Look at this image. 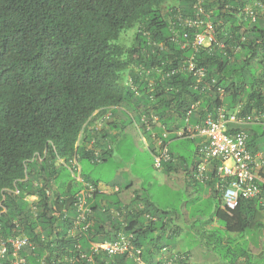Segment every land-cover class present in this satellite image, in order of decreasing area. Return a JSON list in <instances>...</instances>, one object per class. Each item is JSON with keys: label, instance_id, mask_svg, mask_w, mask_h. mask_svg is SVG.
<instances>
[{"label": "trees", "instance_id": "1", "mask_svg": "<svg viewBox=\"0 0 264 264\" xmlns=\"http://www.w3.org/2000/svg\"><path fill=\"white\" fill-rule=\"evenodd\" d=\"M171 1L0 0V236H28L31 245L21 251L25 264L137 261L130 252L110 256L90 250L91 241L116 240L120 231L133 233L132 250L141 249L144 264H166L173 256L168 240L180 236L183 228L175 223L186 219L175 208H160L151 192L134 191L123 203H109L97 191L90 200L92 226L80 238L68 234L69 219L54 214L56 207L60 209L61 196L71 212L74 197L82 188L75 178L74 163L79 165L82 158L105 161L113 149L111 131L117 124L111 123L103 131L92 129L96 111L130 105L147 130V122L155 118L166 130L180 118L179 126H183L193 105L203 119L221 105L233 111L240 106L242 119L264 112V14L255 22L241 15L255 0H207L204 6L215 25L216 41L199 47L193 46L197 30L182 23L183 18L194 15V0H176L168 6ZM134 28V40L126 45L123 34ZM184 31L190 32V38L183 48ZM191 58L205 70V76L198 77L188 69ZM238 129L244 128L229 124L230 132ZM117 130H125L123 122ZM259 130L252 135L249 132L248 144L254 151L264 135L262 125ZM158 136L169 145L171 156L162 162V170L170 174L185 169L186 175L198 182L195 175L202 153L195 157L193 149L189 162L185 151L170 148L169 139L177 138L176 134ZM182 137L192 143L195 139L188 133ZM93 139V145L103 151L98 155L90 147ZM152 151L156 155V148ZM216 167L215 161L207 184L217 205L205 230L214 236L209 226L217 219L227 234L239 235L235 240L229 236L228 243L219 237L217 245L233 248L236 243L243 245L242 237H247L249 229L264 224L258 218L264 204L259 198L241 199L235 209L223 208L221 191L216 188ZM85 181L96 188L100 184L99 180ZM131 186H121L115 193ZM16 187L20 194L14 193ZM261 188L264 191V184ZM48 192H53L54 202ZM27 194L40 196L35 203L37 213ZM111 206L123 208L122 215L113 216ZM64 214L61 212L62 217ZM171 223L175 226L170 227ZM195 231L200 235L201 231ZM253 251L254 247L250 252L247 245L239 253L235 251L229 263L246 264ZM177 256L175 261L190 264L189 253ZM221 256L227 258L228 254ZM9 258L3 264H10Z\"/></svg>", "mask_w": 264, "mask_h": 264}, {"label": "rangeland", "instance_id": "2", "mask_svg": "<svg viewBox=\"0 0 264 264\" xmlns=\"http://www.w3.org/2000/svg\"><path fill=\"white\" fill-rule=\"evenodd\" d=\"M175 1L169 2L168 6H171ZM136 32L137 28L126 31L122 37L123 43L130 45ZM124 106L126 107L116 109V117L123 116L125 130L121 131L119 135H112L113 149L107 160L92 161L89 158H82L79 161V171L82 172L83 178L99 180L102 189L108 187L109 191L113 190L117 184L122 187L132 184L125 191L111 194L109 199L111 201L121 200L123 203L133 195L134 191L141 194L148 191L151 192L155 203L160 208H175L179 214L183 215V219L188 218L193 222V229L192 224H182V234L179 237L170 238L168 241L171 249L175 252L191 249L194 264H230L229 260L235 258L234 252L239 253L240 249L250 244L254 247V251L250 254L249 262L246 264H264V224H256L257 227L249 229L247 237H245L246 235L242 237L243 245L238 246L236 243V247L233 248L217 245L219 237L227 239L228 236H231L235 240L239 238V235L237 237L236 234H227L219 226L212 227L214 236H210V233L207 234L205 227L208 219L215 212L216 199L214 197L206 198L204 194L209 193V189L204 184L195 185L188 181L184 172L166 174L162 168H156L155 156L152 151V148H156L152 139L155 130L145 131L136 109L133 110L130 105ZM136 119L141 128L135 121ZM109 120L111 121V119ZM110 121H103L102 124L105 127L111 123ZM98 123L100 122H97L96 125L102 128L103 125ZM246 129L251 135L255 131L253 125L247 126ZM181 141H171L170 148L176 151H185L188 155L186 157L191 162L194 143L191 140ZM259 144L264 156V135L259 137ZM258 218L264 223V212ZM169 226L174 227L175 224L171 223ZM194 229L201 231L200 235ZM239 241L241 242V238ZM215 245L217 248L214 249ZM224 254H228V257L223 258L221 255ZM128 264L144 263L130 260Z\"/></svg>", "mask_w": 264, "mask_h": 264}, {"label": "built area", "instance_id": "3", "mask_svg": "<svg viewBox=\"0 0 264 264\" xmlns=\"http://www.w3.org/2000/svg\"><path fill=\"white\" fill-rule=\"evenodd\" d=\"M206 1L194 0V15L182 19L184 27L197 30L193 37V46L196 47L211 46L216 41L215 25L210 19V12L204 6ZM262 14H264V0H255L241 10L243 18L251 22L257 21ZM173 32L174 35L178 36L177 30L174 29ZM183 35L185 41L181 45L184 48L189 44L190 32L184 31ZM188 69L198 77L205 76V70L197 67L193 58H191ZM174 72H168L167 74H173ZM221 95H224L223 91H221ZM194 106L188 112L187 122H189V116L193 112ZM239 109L240 107L233 111L228 109L226 105H221L215 114H207L199 124L192 126L188 123L184 129V132L190 136L199 135L205 138L202 160L196 173L198 179L204 180L206 178L208 167L213 161L217 160L220 162L218 172L223 177L222 180L225 181L227 179L228 182L224 187H221L223 185L219 186L223 192V204L227 208L237 207L241 199L259 196L261 194L260 184L263 182L261 175L263 164L259 154L252 151L248 145V132L244 129L229 131V124L246 122V119L239 117ZM262 119H264V112L257 118L258 121ZM184 132L182 131L181 133L183 134ZM170 159L169 146L162 143L159 153L155 156L156 166L161 167L163 161ZM97 191L98 189L93 184H86V187L77 195L75 200V215L73 217H70L69 214L63 216V218L70 219L69 235L76 237L88 232L92 224L89 219L92 212L89 199ZM19 192L18 189L15 190V193L18 194ZM34 199H36L35 196L31 197L30 200ZM133 238L134 235L132 233L119 234V238L113 241L91 242L90 250H92V253H98L102 250L110 256L130 252L137 261L142 262L140 257L141 249H136V253L132 250ZM27 245H31V241L24 234L0 236V261L10 254V264H25L26 258L21 251ZM82 256L88 257L86 254ZM87 259L92 260L91 256ZM172 263L173 260L168 262V264Z\"/></svg>", "mask_w": 264, "mask_h": 264}, {"label": "clouds", "instance_id": "4", "mask_svg": "<svg viewBox=\"0 0 264 264\" xmlns=\"http://www.w3.org/2000/svg\"><path fill=\"white\" fill-rule=\"evenodd\" d=\"M228 107V106H227ZM238 107H240V106H238ZM237 107V108H238ZM236 108V109H237ZM115 109H117V108H114V107H111V108H109V109H107L106 110V112H104V113H101V112H98V111H96L95 113H94V116H93V123L91 124V128L92 129H96V130H98V131H103L104 129H106V128H108L109 127V124L107 125V126H105L104 127V124H102L103 123V121H110L109 119H111V123L113 124L114 122H115V124H121V121H119V119H118V117H116V116H113V110H115ZM228 109H229V107H228ZM235 109V110H236ZM231 110V109H230ZM234 110V111H235ZM141 111H142V109H141ZM109 113V114H108ZM132 113V112H131ZM261 115H258V116H256L255 118L257 119V118H259ZM114 117V118H113ZM187 119V118H186ZM157 120L158 119H156L155 118V120L153 121V122H151V123H149V122H147L148 123V130H150V131H153V130H155V132L152 134V139H153V141H154V143L156 144V138H157V140L159 141V144H158V147H156V155L159 153V151H160V149H161V146H162V143H163V145H166L165 143H164V141H163V139L161 138V137H159L158 136V132L156 133V128L154 129V124L153 123H155L156 124V122H157ZM97 122H100L101 123V125H103L102 126V128H100L98 125H96L97 124ZM263 122H264V119H263ZM262 122V123H263ZM100 123H98V124H100ZM110 123V124H111ZM123 125H124V123H123ZM138 126L140 127V125L138 124ZM263 126H264V123H263ZM141 128V127H140ZM186 128V127H185ZM184 128V129H185ZM143 129L146 131L147 129H145L144 128V126H143ZM184 129H183V132H184ZM114 130V129H113ZM117 130V129H116ZM147 130V131H148ZM245 130V129H244ZM119 131V130H118ZM247 131V130H246ZM149 132V131H148ZM248 132V131H247ZM119 133H120V131H119ZM118 133V134H119ZM185 133V132H184ZM183 133V134H184ZM117 134V135H118ZM183 134H181V135H183ZM248 135H249V133H248ZM199 136V135H198ZM200 137H202V136H200ZM204 138V137H203ZM204 140H205V138H204ZM249 140V139H248ZM96 141H95V139H93L92 140V142H91V145H90V147L91 148H95V151H96V154L98 155V154H100V153H102L103 151L101 150V147L100 146H94L93 145V143H95ZM205 143V142H204ZM168 145V144H167ZM249 145V144H248ZM111 147H112V143H111V145H110ZM169 146V145H168ZM252 151H254L253 149H252ZM255 153H257V154H259V157H260V159H261V161H262V164H263V167H262V170H261V175H262V177H263V182H261V184H260V187H261V185L262 184H264V156L262 155V153L260 152V149L259 150H257V151H254ZM202 153V152H201ZM156 155H154V156H156ZM202 159V158H201ZM216 161V164H217V167H216V172H217V175H218V181H217V183H216V188L219 190V191H221V189H220V187L219 186H221V185H223V186H221V187H224V186H226L227 185V179L225 180V181H223L222 179H223V177L219 174V172H218V167L220 166V162L219 161H217V160H215ZM215 161H213L210 165H209V167H208V170H207V172H206V178L204 179V180H200V179H198L197 177H196V175H195V178H196V180L197 181H200L201 183H203V184H205V185H207L208 186V184H207V180H208V178H209V175H210V172L212 171V164L215 162ZM200 163H201V161H200ZM199 163V164H200ZM76 166H77V173H76V175H75V178L77 179V181L78 182H80L81 184H82V188L76 193V195H75V197H74V200H73V202H72V206H73V209H72V211L70 212V210H69V208H67V207H65V205L62 203V201L64 202V197H60V204H61V206H60V209H58L57 207H56V211H54V214L57 216V217H61V218H63L62 216H61V212H64L65 214L64 215H66V214H69V216L70 217H73L74 215H75V200H76V198H77V195L86 187V184H92V183H89L88 181H85V179L83 178V176L81 175V172L79 171V165H77V163L75 162L74 163ZM199 166V165H198ZM156 168H160V167H157L156 166ZM162 168V167H161ZM198 169V168H197ZM120 185H115L114 187H113V194L116 192V191H118L119 189H120ZM209 187V186H208ZM16 189H18L19 191H20V189L18 188V187H16L15 189H14V193H15V190ZM98 191L101 193V194H103L104 196H106L107 194V192L104 190V189H102V187H101V184H99V186H98ZM212 191V190H211ZM21 192H19L18 194H20ZM17 194V193H16ZM48 194L51 196V198H52V202H54L55 201V197L53 196V192H52V194L50 193V192H48ZM96 194V193H95ZM95 194H94V196H95ZM141 194V193H140ZM222 195H223V192L221 191V197H220V200H221V204H222V207L223 208H227V207H225V205L223 204V200H222ZM36 197V199H34V200H30L31 199V197ZM93 196V197H94ZM92 197V198H93ZM92 198H90L89 199V204H90V200H92ZM255 198H259V200L261 201V203H263L264 204V191L262 190V188H261V194L259 195V196H257V197H255ZM26 199L29 201V202H31V204H32V208H33V211L35 212V213H37V211H38V206H37V204H35L36 202H38L41 198H40V196L38 195V194H27L26 195ZM250 199H253V198H250ZM108 202L110 203L111 202V200H108ZM105 206V209L106 208H108V206L106 205V202H104L103 203ZM55 205V204H54ZM239 205V204H238ZM91 206V205H90ZM111 208V212H112V214H113V216H115V217H120L121 215H122V213H123V208H122V210H117L115 207H113V206H111L110 207ZM236 208V207H235ZM235 208H228V209H235ZM91 209H92V207H91ZM92 212H91V215H90V221L92 222V220H91V216H92ZM63 219H69V218H63ZM155 219V218H154ZM69 221H70V219H69ZM69 224H71V223H69ZM91 226H92V224H91ZM69 227H70V225H69ZM90 229V228H89ZM68 230H69V228H68ZM68 230H67V232H68ZM89 231V230H88ZM131 233V232H130ZM130 233H128V232H125V231H120L119 233H118V238H119V234H130ZM68 234H69V232H68ZM133 234V233H132ZM25 235V234H24ZM84 235H86V233H83V234H80V235H77L76 237L75 236H72L73 238H80L81 236H84ZM71 236V235H70ZM28 237V236H27ZM106 241V240H105ZM91 242H98V241H91ZM91 242H90V244L89 245H91ZM100 242H103V241H100ZM170 248V247H169ZM142 253V252H141ZM165 254H167L166 252L163 254V255H165ZM173 254V256H172V258L171 259H169L167 262H166V264H168V262L169 261H171V260H173V263L172 264H182L183 262H177V261H175L174 259H176V260H179L178 259V256H177V253H172ZM7 256H10V258L8 259L9 260V263H10V260H11V255L10 254H8ZM7 256L4 258V259H6L7 258ZM132 256V255H131ZM133 257V256H132ZM4 259H2L1 261H0V264H3V261H4ZM143 263V262H142ZM188 262H186L185 264H187ZM189 264V263H188Z\"/></svg>", "mask_w": 264, "mask_h": 264}, {"label": "crops", "instance_id": "5", "mask_svg": "<svg viewBox=\"0 0 264 264\" xmlns=\"http://www.w3.org/2000/svg\"><path fill=\"white\" fill-rule=\"evenodd\" d=\"M198 109V108H197ZM197 109H194L193 110V112L191 113L192 114V117H191V119L189 120V122H187L186 121V119H185V121H184V125L183 126H179V123L181 122V118L180 119H178L177 121H176V123H174L173 125H171V126H169L168 127V129H174L173 131H169L168 129L166 130L165 129V127L164 126H161L160 127V125H161V123L159 122V121H157L156 122V133L158 132L159 134H161L162 136H164V137H170L173 133L174 134H176V136H178L177 138H174V139H169V142L170 141H174V140H184L183 139V135H181L182 133V131H183V129L188 125V123L189 124H191L192 126L193 125H196V124H199L200 122H202V120H203V114L201 113H198V110ZM116 109L115 110H113V116H116ZM120 113V112H119ZM109 114V113H108ZM120 115H121V113H120ZM114 118V117H113ZM118 119H119V121H121V123L122 122H124V118H123V116H120V117H118ZM192 120H193V122H192ZM263 119L262 120H257L255 117L253 118V119H246V122L245 123H242V124H238L239 126H241L242 128H244V129H246L247 128V126H249V125H253L254 127H255V131H257L258 133L260 132V130H259V126L260 125H262L263 126ZM115 123V122H114ZM117 127H118V124L116 125ZM178 126V127H177ZM117 127H115L114 128V130L113 131H111L112 132V134L113 135H117L118 133H119V131L118 130H116L117 129ZM246 127V128H245ZM264 127V126H263ZM248 130V129H247ZM248 133H249V131H248ZM119 135V134H118ZM167 137V138H168ZM193 138H195V139H193V141L195 142V145H196V147L194 148V150H195V152H194V154H195V157H196V153H198V152H202V150H203V147L205 146V140H204V138L203 137H200V136H198V135H195V136H192ZM182 138V139H181ZM185 138H187V137H185ZM193 142V143H194ZM200 144L201 143V145H200V151H199V149L197 148V144ZM158 144H159V141L157 140V138H156V147H158ZM258 146H259V149L261 148L260 147V144H258ZM158 149V148H157ZM156 149V150H157ZM258 149V150H259ZM260 152H261V150H260ZM184 171H185V169H184ZM183 171V169L181 170L180 169V173L181 172H184ZM186 172H188V171H186ZM186 172H184L185 173V175H186ZM186 179L188 180V181H190V182H193L195 185H198V184H203V183H200V181H198V182H196V181H193V179H191L189 176H187L186 175ZM101 184V183H100ZM204 186L207 188V189H209V193L207 192L206 194H204V196L206 197V198H208V197H210V196H212V192H211V190H210V188L207 186V185H205L204 184ZM101 187H102V185H101ZM107 193V195L104 197L105 198V200H110L109 199V196L111 195V194H113L112 192H113V190H111V191H109V189H108V187L107 188H105L104 189ZM137 193H140V192H138L137 191ZM264 212V210L261 212V213H263ZM175 224H177V225H179L181 228H183L182 227V224H191V221L188 219V218H186V220H182V221H176V223ZM214 226H219V228H222V230H225V228H224V226H222V225H220V223L217 221V219H213V221H212V223L210 224V226L209 227H214ZM181 234H182V232H181ZM180 234V235H181ZM229 237V236H228ZM225 243H228V239H225ZM251 248H252V246H251V244L249 245V251L251 252ZM172 250V249H171ZM172 253H189V255H190V257H189V262H190V264H194L193 262H192V259H193V253L191 252V249L190 250H186V251H173V252H171L170 254H172ZM241 262L242 263H244L245 262V259H242L241 260ZM228 263V262H227Z\"/></svg>", "mask_w": 264, "mask_h": 264}]
</instances>
